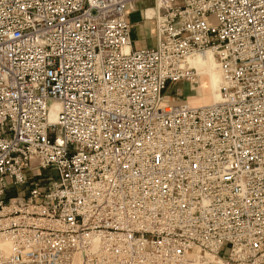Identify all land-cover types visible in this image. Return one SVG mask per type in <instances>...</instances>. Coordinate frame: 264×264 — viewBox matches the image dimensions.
Instances as JSON below:
<instances>
[{
	"label": "built area",
	"instance_id": "1",
	"mask_svg": "<svg viewBox=\"0 0 264 264\" xmlns=\"http://www.w3.org/2000/svg\"><path fill=\"white\" fill-rule=\"evenodd\" d=\"M137 1L0 0V264H264V0Z\"/></svg>",
	"mask_w": 264,
	"mask_h": 264
},
{
	"label": "bare ground",
	"instance_id": "2",
	"mask_svg": "<svg viewBox=\"0 0 264 264\" xmlns=\"http://www.w3.org/2000/svg\"><path fill=\"white\" fill-rule=\"evenodd\" d=\"M154 10L152 8H148L146 14L148 17H152ZM192 66L196 67L201 76H205L208 85L212 90V95L209 99V102L213 103L220 99V86L222 81V71L219 67L218 60L213 51H208L205 54H198L191 58L190 60ZM207 101V100H206ZM188 104V103H187ZM210 104V103H208ZM189 105H193L190 104ZM205 105V104H200ZM199 106V105H193ZM60 110V103L53 102L50 112V119L52 121L57 120L58 111ZM8 248L10 247V242H6L5 244Z\"/></svg>",
	"mask_w": 264,
	"mask_h": 264
},
{
	"label": "rangeland",
	"instance_id": "3",
	"mask_svg": "<svg viewBox=\"0 0 264 264\" xmlns=\"http://www.w3.org/2000/svg\"><path fill=\"white\" fill-rule=\"evenodd\" d=\"M198 70V69H197ZM199 73V71H198ZM193 87V88H192ZM166 95L168 96L169 102L173 100L180 99L185 100V103H190L193 105L208 104L209 99L212 95V90L208 85L206 77L199 74L198 83L189 84L188 82L180 81L174 84H169L166 89ZM189 95V96H188ZM179 96L181 98H179ZM210 96V97H209ZM207 100V101H206ZM53 169L49 168L47 170H42L43 175L52 174ZM25 187L11 188L9 195H16L19 191H23Z\"/></svg>",
	"mask_w": 264,
	"mask_h": 264
},
{
	"label": "crops",
	"instance_id": "4",
	"mask_svg": "<svg viewBox=\"0 0 264 264\" xmlns=\"http://www.w3.org/2000/svg\"><path fill=\"white\" fill-rule=\"evenodd\" d=\"M153 3V0H141L129 8L128 19L132 24L131 37L133 46L136 48L150 47L156 43L155 22L145 16L147 8L151 7ZM179 98L181 97L179 96Z\"/></svg>",
	"mask_w": 264,
	"mask_h": 264
}]
</instances>
